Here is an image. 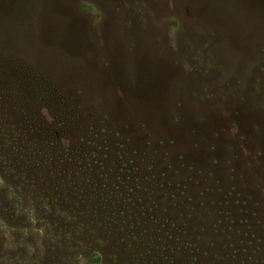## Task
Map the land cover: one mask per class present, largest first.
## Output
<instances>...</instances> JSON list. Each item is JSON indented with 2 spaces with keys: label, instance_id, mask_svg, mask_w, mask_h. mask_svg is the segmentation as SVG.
<instances>
[{
  "label": "rangeland",
  "instance_id": "1",
  "mask_svg": "<svg viewBox=\"0 0 264 264\" xmlns=\"http://www.w3.org/2000/svg\"><path fill=\"white\" fill-rule=\"evenodd\" d=\"M0 264H264V0H0Z\"/></svg>",
  "mask_w": 264,
  "mask_h": 264
},
{
  "label": "trees",
  "instance_id": "2",
  "mask_svg": "<svg viewBox=\"0 0 264 264\" xmlns=\"http://www.w3.org/2000/svg\"><path fill=\"white\" fill-rule=\"evenodd\" d=\"M43 125L44 126L42 129L40 128V126H38V127H36L35 125L33 126L32 130H34V132H36L37 137H34V136L31 137L32 135L30 134V139H33V140H31L32 142L30 141L29 144L27 143L29 145L28 152H30L31 154L32 153L35 154V156L33 155L34 160L32 159V156L29 153V154H27L28 160L25 159V162L23 165L12 169L18 178L22 177V178H26L27 180L32 181L31 186H29V187L32 188V187L36 186L38 188L39 193L44 192L42 189V184H41V182L44 180L42 177V174H41L43 171H46L48 174H52L54 172V170H58V167L61 166V164L63 162H68L69 166L72 167V168H70L69 166H67V169L69 171L76 170V172L80 171V172L84 173L86 170L85 168L92 164L90 162L89 158L86 159V162H83L84 159L80 158V149H81L80 143H81V141H84L85 138H87L89 136V134L86 137L83 136V138L80 137L78 139H70L69 144H65L59 140L61 135H60V131L57 130L56 127L49 128L47 124H43ZM49 125L51 126V124H49ZM49 139H50V144H48ZM88 142L91 143L90 140H88ZM46 144H47V146L52 145V148L50 151L49 150L44 151V153H43L42 146L43 145L46 146ZM58 144L65 146L63 154H61L58 150H54L56 145L59 146ZM31 145H33V146H31ZM39 156H41V159ZM65 158H67V159H65ZM52 161L57 163L58 166L56 167V166L51 165ZM113 162H114L113 164H115V160ZM47 163H50V165L54 169L50 166L45 167L44 165ZM96 164L102 165V162L98 161V163H96ZM41 165H42V167H41ZM38 166H40V167H38ZM47 168H48V170H47ZM80 183H81V181H79V183L74 185V187L67 188L69 193H72L75 195H80V192L83 191L81 187H82V185H84V184L80 185ZM45 184L47 185V183H45ZM50 187L52 189H48L47 191H49L52 195L48 194L46 196L50 197L49 199H51L54 202V204H53L50 201V204L55 205L56 195H60V194L55 191L57 186H55L54 183H52L50 185ZM17 193H20V192H17ZM105 194H108V193L106 192ZM107 198H109V197L107 196ZM75 204L80 205L81 203L78 204L77 202H75ZM108 204L109 203H107V202L99 201L95 205H96V207H98V210L102 212V214H106L109 216V218L112 219L114 207H112L113 206L112 203H111V205H108ZM79 208L84 211L83 208H81V207H79ZM86 210H89L88 204L86 205Z\"/></svg>",
  "mask_w": 264,
  "mask_h": 264
},
{
  "label": "flooded vegetation",
  "instance_id": "3",
  "mask_svg": "<svg viewBox=\"0 0 264 264\" xmlns=\"http://www.w3.org/2000/svg\"><path fill=\"white\" fill-rule=\"evenodd\" d=\"M90 141H93V140H91V138H90ZM101 201V200H100ZM102 202H107V200H104V201H102ZM112 203V202H111ZM113 204V203H112ZM111 205V204H110ZM96 207V206H95ZM112 207H114V206H112ZM97 209H98V207H96ZM102 210V209H101Z\"/></svg>",
  "mask_w": 264,
  "mask_h": 264
}]
</instances>
